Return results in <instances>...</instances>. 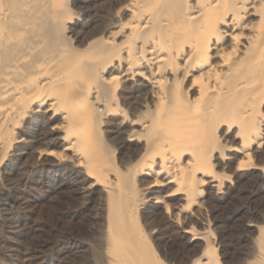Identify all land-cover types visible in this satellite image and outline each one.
<instances>
[{
  "label": "bare ground",
  "instance_id": "1",
  "mask_svg": "<svg viewBox=\"0 0 264 264\" xmlns=\"http://www.w3.org/2000/svg\"><path fill=\"white\" fill-rule=\"evenodd\" d=\"M263 116L264 0H0L5 231L17 227V156L38 151L57 178L68 162L87 195L101 190L105 264H168L141 224L146 206L170 209L154 187L173 184L182 211L201 207L224 189L220 166L244 154L236 168H257ZM259 228L247 264H264ZM204 242L191 264H221Z\"/></svg>",
  "mask_w": 264,
  "mask_h": 264
},
{
  "label": "rangeland",
  "instance_id": "2",
  "mask_svg": "<svg viewBox=\"0 0 264 264\" xmlns=\"http://www.w3.org/2000/svg\"><path fill=\"white\" fill-rule=\"evenodd\" d=\"M38 131L50 139L51 129L46 124L42 123ZM225 143L238 145L240 140L227 138ZM53 149L61 151L57 146ZM17 157L22 162L13 174L18 183L15 191L18 200L11 207L17 229L10 232L0 226V264H105L102 245L107 220L101 190L96 195H87L77 183L71 163L60 165L62 177L57 178L49 165L52 159L42 162L38 151L25 160L22 155ZM252 158L257 168H236L240 161L248 162L244 154L220 166L221 173L226 174L224 189L220 193L209 189L201 207L182 211L180 196H168L175 188L173 184L162 182L154 187L151 195L164 197L170 209L146 206L141 224L166 263L191 264L203 251L208 236L221 264H247L256 258L255 240L260 234L259 227L264 226V143L255 146ZM143 180L152 181L153 175H146ZM183 225L195 235L184 234Z\"/></svg>",
  "mask_w": 264,
  "mask_h": 264
}]
</instances>
